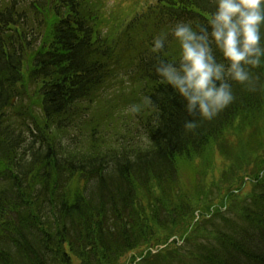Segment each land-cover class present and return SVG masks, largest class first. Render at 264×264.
I'll return each instance as SVG.
<instances>
[{
  "label": "trees",
  "instance_id": "1",
  "mask_svg": "<svg viewBox=\"0 0 264 264\" xmlns=\"http://www.w3.org/2000/svg\"><path fill=\"white\" fill-rule=\"evenodd\" d=\"M100 2L0 0V264H264V67L187 131L154 65L213 0Z\"/></svg>",
  "mask_w": 264,
  "mask_h": 264
},
{
  "label": "clouds",
  "instance_id": "2",
  "mask_svg": "<svg viewBox=\"0 0 264 264\" xmlns=\"http://www.w3.org/2000/svg\"><path fill=\"white\" fill-rule=\"evenodd\" d=\"M213 6L205 25L177 20L170 36L179 44L178 58L158 56L154 65L161 82L182 99L191 117L183 127L192 132L232 104L230 82L246 84L252 69L264 67V0H213ZM168 38L154 37L151 51L163 54ZM139 110L136 105L130 109Z\"/></svg>",
  "mask_w": 264,
  "mask_h": 264
},
{
  "label": "rangeland",
  "instance_id": "3",
  "mask_svg": "<svg viewBox=\"0 0 264 264\" xmlns=\"http://www.w3.org/2000/svg\"><path fill=\"white\" fill-rule=\"evenodd\" d=\"M127 2H128V0H101V12H102V14H103V16H104V18H107V16H108V13H109V11L113 8V7H115V8H118L119 10H125L126 9V4H127ZM108 28V27H107ZM103 30L105 31L106 30V28L105 27H103ZM113 82H116V81H113ZM117 84V83H116ZM118 85V84H117ZM180 240V238H178V237H176V236H173V237H171V238H169L168 240H167V243H170V242H173V241H179ZM162 246H164V245H162ZM154 249L156 250V248L154 247ZM148 250H150L149 248H145V249H143L142 250V252H141V255L140 256H136V257H131V255L132 254H137V253H139V251L138 252H132V253H130V254H127L126 255V258L123 260V264H139L140 263V261L142 260V258L144 257V256H146V254H144V253H146ZM155 251H153V252H149V253H154ZM134 256V255H133ZM134 258H135V260H134ZM130 259H131V262H129L130 261ZM133 260H134V262H133Z\"/></svg>",
  "mask_w": 264,
  "mask_h": 264
}]
</instances>
